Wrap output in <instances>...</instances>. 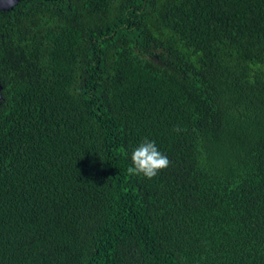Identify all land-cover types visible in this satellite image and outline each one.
Returning <instances> with one entry per match:
<instances>
[{
	"label": "trees",
	"instance_id": "16d2710c",
	"mask_svg": "<svg viewBox=\"0 0 264 264\" xmlns=\"http://www.w3.org/2000/svg\"><path fill=\"white\" fill-rule=\"evenodd\" d=\"M0 264H264V0L0 10Z\"/></svg>",
	"mask_w": 264,
	"mask_h": 264
},
{
	"label": "clouds",
	"instance_id": "9594fccd",
	"mask_svg": "<svg viewBox=\"0 0 264 264\" xmlns=\"http://www.w3.org/2000/svg\"><path fill=\"white\" fill-rule=\"evenodd\" d=\"M179 131V129H176ZM130 174L143 175L147 179L154 178L160 171L170 165V160L163 154L154 141L144 139L131 152Z\"/></svg>",
	"mask_w": 264,
	"mask_h": 264
},
{
	"label": "water",
	"instance_id": "95a60500",
	"mask_svg": "<svg viewBox=\"0 0 264 264\" xmlns=\"http://www.w3.org/2000/svg\"><path fill=\"white\" fill-rule=\"evenodd\" d=\"M16 2L17 0H2V2H0V10L8 9Z\"/></svg>",
	"mask_w": 264,
	"mask_h": 264
},
{
	"label": "snow or ice",
	"instance_id": "6c2138e0",
	"mask_svg": "<svg viewBox=\"0 0 264 264\" xmlns=\"http://www.w3.org/2000/svg\"><path fill=\"white\" fill-rule=\"evenodd\" d=\"M0 2H2V0H0Z\"/></svg>",
	"mask_w": 264,
	"mask_h": 264
}]
</instances>
